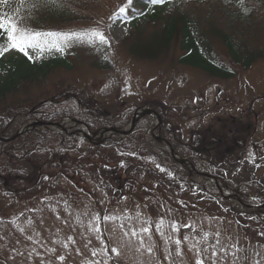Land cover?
<instances>
[{"label":"rangeland","instance_id":"obj_1","mask_svg":"<svg viewBox=\"0 0 264 264\" xmlns=\"http://www.w3.org/2000/svg\"><path fill=\"white\" fill-rule=\"evenodd\" d=\"M116 1L122 2L123 0H100L102 4L99 5L100 13L98 19L102 20L104 24L110 19L112 9L117 4ZM150 12L163 11L157 7L151 9ZM128 14H131L130 10ZM134 15L136 14L134 13ZM110 23L109 25L108 21L104 32L110 35L112 41L120 43L127 34V26L123 20L119 19L113 21L111 18ZM118 47L120 49L117 51H122L125 54L121 46ZM28 52L37 54L40 51L28 49ZM176 58L173 55L168 57L166 61L151 64L154 67L153 70L152 67L148 66V63L136 62L134 64L123 57L122 53H119L118 59L121 63L118 72L121 73L123 80L127 77L125 81L127 87L122 88L119 98L115 99L118 112L130 110L140 98L151 101L154 99L163 100L165 97L169 104L175 106L177 115L185 114L188 111H194V115H200L204 111H207V115L202 118V121L196 120L195 126H200V128H207L211 121L223 120V113H227L231 117L233 116L232 118L229 117L231 122L245 123L243 116L245 118L249 110L245 112L250 100H242V97L249 96L252 90L254 91L253 97L264 93V62L261 63L263 67L259 66L260 68H255L248 76H243V88L240 90L241 99L237 98V96L231 97L229 95H222L219 99V95H216L215 106L204 107L200 103L203 100L201 93L204 89L206 90L205 97L208 99L213 98L217 94V91H220V94H224L226 91L224 88L227 85L220 81H208L200 78L195 73H190L188 78L184 79V84L175 87L173 91L169 87L158 85L160 80L171 82L170 73L175 68L174 62ZM87 63V59L77 56L73 58V66L70 71H55L52 73L49 81L68 85V83L73 82V73L70 72L78 71L79 68H83L82 71H84L89 67ZM155 72H158L159 78L153 82L155 80ZM162 73L164 74L162 75ZM111 75H95V80L88 87L91 88L93 86L92 89L95 91L101 90L106 81L109 82L112 78L116 77L115 74ZM100 78L103 81H99ZM149 79L153 80L148 82ZM35 87L36 85H33L29 88L28 92L30 95L36 92L34 90ZM196 90L201 92H197L196 97L198 101L193 99ZM114 107L115 104H112L106 108ZM63 108H72V105L67 103L63 105ZM254 108L255 110H261L264 109V105H256ZM255 110L254 112L257 113ZM258 119L264 121V117L260 115ZM139 124L155 127L157 121L156 119L144 117ZM63 125L69 131L80 129L70 120H65ZM224 127L227 128V126ZM149 134L156 136L157 132L153 128H149ZM261 136H264V127L258 128L254 134L255 139H259ZM111 143L110 138L106 140L105 146L109 147ZM150 143L158 153L161 154V152L165 151L161 143L155 140L154 142L150 141ZM254 143L256 145L259 144V142ZM81 150H88V146H83ZM227 158L233 157L232 155H228L224 158V161ZM127 161L131 168L126 171V178L124 177L125 180H123L120 186L122 188L120 191H124L125 195H132V200L139 198L146 201L147 199L149 209L142 210L140 205L138 209L136 205L132 204L131 209L135 211V216L128 214V212L125 215V208L119 210V213H123L122 215L116 214L115 216V213L109 214L107 217L118 218L117 223L123 224L116 229L113 226L112 219H106L100 226V221L92 215L98 216L99 209L105 211L112 208L114 203L120 206L125 205L124 201L129 200H118L108 204V197H118L120 191L117 192L118 187L114 183L113 187L117 193L102 190L106 193L104 194L101 190H98V185L96 184L97 177L92 169L83 170L82 177L84 180L92 178L89 185H94L98 198L93 197L92 194L84 195L87 197L86 203L82 199L75 198L83 197V194L75 193L73 189L75 186L71 187L64 183L66 186L65 196L61 195V198L65 197L63 200L64 206L48 207L37 211L35 214L26 213L25 215H21V213L12 210L15 208L12 201L0 194V213H2L0 216V228L2 227L1 223H7L9 219L11 224V226L7 225L3 227L0 231V264H114L108 259V253L112 252L114 248L117 249L118 254L113 252L112 258L117 261V264H196V260L198 259L196 248L200 249L199 258L204 260V264H264L263 228H255L254 223L248 235L244 234L243 231H236V226L232 221L233 217L229 219L224 215L225 209L219 205L218 201L215 204L208 201V193L190 186L182 190L180 185L165 183V180L170 181L169 176L165 172H161V176L156 178L153 175V168L150 166H146L147 170H150V174L147 175V170L143 169L142 163L138 159L127 158ZM108 162H110L111 167L121 166L123 158H120L118 162L111 160V158H104L98 163L99 168L106 167L105 164ZM80 166L88 167V163L84 162ZM181 169L186 172L185 168ZM223 170L225 171L224 175L228 183L231 185L230 188L229 186L226 188L222 183L223 193L225 195H235L241 189L238 184L237 186L234 184V180L232 179V177L238 174V168L231 162H228ZM99 180L103 184V181ZM192 181L205 184L208 180L194 177ZM154 197L161 198L170 209L187 208L189 211H194L197 216L210 214L211 218H214V221L210 220L207 216L204 218L200 217L191 221L194 230L186 229V227L179 226L180 222H177L179 216L178 220L174 222H172V219L177 218L175 215L166 217L167 210L165 206L157 200L150 199ZM243 199L255 205L252 201L253 197L247 196ZM11 214L12 216L10 217ZM6 215H8L7 218ZM261 217L264 220V211H262ZM161 220L164 221V224L158 231L156 226L160 224ZM189 220H191V216L187 215L185 218L187 224ZM173 224L177 225V231H173ZM145 226L151 227L150 233L141 231ZM227 227L230 231H233L228 232L225 230ZM97 228L99 231H96ZM133 231L137 233L136 236H132ZM254 231H259V237H254ZM205 233L208 234L207 239L204 238ZM217 233L219 234L218 236ZM184 235H187V239L190 237L189 244L183 240ZM176 239L182 241L179 246L182 251L181 256L176 255L177 245L174 242ZM246 239L252 245L248 254L244 255L237 249L235 241H238L240 244ZM105 240L109 243H106ZM197 241H199L198 244ZM141 242H143V247L141 246ZM193 245H196V248H193ZM149 247L152 249L151 253L147 251ZM213 250L216 251V256L212 255ZM94 252L96 253L95 255L93 254ZM254 253L260 257L257 258ZM61 256L64 257L63 261L59 259Z\"/></svg>","mask_w":264,"mask_h":264},{"label":"trees","instance_id":"obj_2","mask_svg":"<svg viewBox=\"0 0 264 264\" xmlns=\"http://www.w3.org/2000/svg\"><path fill=\"white\" fill-rule=\"evenodd\" d=\"M64 1L68 2L66 8L59 5ZM31 2L32 0H24L23 3L21 0H11L7 5H0V11L10 15L11 11L16 9L22 22L40 20L43 14L36 6L33 7ZM148 3L149 0H132L129 9L135 13L143 12ZM252 3L249 15H243L240 12L231 11V9L226 10V14L229 16L228 20L236 23L227 35L226 32L215 26L203 27L196 24L185 14H178L179 12L168 15L159 13L150 15L146 10L141 19V25L135 23L133 31L126 38L123 50L133 59H145L155 63L165 61L173 53L174 58L177 57L175 60L177 66L199 71L209 77L223 80L232 79L237 76L238 68L239 70H248L255 62L264 59V50L253 48L247 43L246 35L250 33L248 29L240 30L238 28L239 24L254 26L256 24L254 13L264 11V0H252ZM45 4L47 8L43 11L45 16L49 14L59 22L66 21L64 13H69L68 9L81 15L80 10L86 5L82 0H57L56 4L47 0ZM130 19L132 20V18ZM2 40L3 38L0 37V42ZM214 42L222 44L229 65L217 64L218 57L215 60L211 48ZM94 62L102 64L105 61L103 56L96 54ZM72 66L73 59L70 58L48 60L41 63H31L19 57L0 59V133L9 128L15 115L21 113L29 117H37L45 122L60 120L63 117L62 113H58L56 110L47 113L46 110L54 106L55 97L61 96V91L65 90L67 85L59 83L48 95L45 91L50 86L49 79L52 73L70 71ZM95 66L98 67V65ZM101 69L107 70L108 66L104 65ZM33 85H36L34 90L37 93L30 95L28 90ZM45 96L50 97L47 106L39 102V99ZM34 107H40V110H28ZM86 107L88 109L87 116L90 119L87 120L88 122L92 123L104 117L99 108L89 102ZM111 122L117 123V121ZM165 127H167V129L164 128L165 135L178 147L181 155H202L207 164H212V161H214L213 164H218L223 159L224 166V158L232 153L236 156L232 163L238 164L236 163L240 161L238 155L245 147L246 130L244 129L236 131L233 129L231 133L225 131L206 132L195 144L181 145L176 139L175 133L172 132L170 122H166ZM31 136L34 139L18 138L12 144H0V184H7V188L12 189L11 191L18 196L20 195L13 189V184L21 185L19 186L21 194H24L25 191L35 194L41 191L43 184H46L48 178L53 176L52 171L57 170L63 164L62 162L66 163V168L72 170L75 168L74 162L79 163L77 159L71 157L77 148L75 138L51 132L26 135V137ZM127 142L132 151L136 150V146L147 151L143 138L138 140L133 135ZM36 144L41 147L38 148ZM249 213V215L254 214L253 212ZM239 224L246 229L245 221L239 219Z\"/></svg>","mask_w":264,"mask_h":264},{"label":"snow or ice","instance_id":"obj_3","mask_svg":"<svg viewBox=\"0 0 264 264\" xmlns=\"http://www.w3.org/2000/svg\"><path fill=\"white\" fill-rule=\"evenodd\" d=\"M9 0H0V5H7ZM24 0H21L23 3ZM51 3L56 4L57 0H50ZM154 3H162L163 0H153ZM128 3L131 4L132 0H128ZM34 7V5H33ZM120 13H124L126 9L124 7L120 8ZM0 37L3 38V43H0V56L4 53L17 50L23 52L25 55H28V49H38L43 52L45 50L51 51L55 50L58 52H63L66 47H69L73 42L78 43H87L88 45L95 44H107L109 43L107 36L101 31L99 28H91L84 31L78 32H47V33H38L35 32L26 26L22 25L17 19H15L12 15H9L3 11H0ZM40 37H45L46 39L42 43L40 41ZM31 58V57H30ZM163 171V169H161ZM98 219V218H97ZM104 219H115V217H105ZM147 224V222H145ZM164 221L161 220L160 224H158L157 230L159 231ZM185 227H192L191 225H185ZM173 231H177V225H172ZM23 231V229H21ZM96 231H99L97 228ZM144 233H150L151 227L145 226L141 229ZM161 234H163L161 232ZM137 233L135 231L132 232V236H136ZM207 233H205L204 238L207 239ZM219 234L217 233V236ZM187 240V237H185ZM175 244L177 245L176 255L181 256L182 251L180 249V245L182 241L180 239H176ZM219 242V241H218ZM199 241H197V244ZM141 246L143 247V242H141ZM196 248V245L192 246ZM149 253L152 252L151 247L147 248ZM198 259L196 260V264H204V260L199 258L200 249L196 248ZM112 252L118 254L117 249H112ZM96 254L95 252L93 253ZM213 256H216L217 253L215 250L212 252ZM61 261H63L64 257H59Z\"/></svg>","mask_w":264,"mask_h":264}]
</instances>
